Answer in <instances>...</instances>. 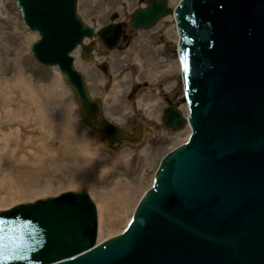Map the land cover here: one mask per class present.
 Instances as JSON below:
<instances>
[{
    "label": "water",
    "instance_id": "1",
    "mask_svg": "<svg viewBox=\"0 0 264 264\" xmlns=\"http://www.w3.org/2000/svg\"><path fill=\"white\" fill-rule=\"evenodd\" d=\"M102 63L101 0H0V264H108Z\"/></svg>",
    "mask_w": 264,
    "mask_h": 264
},
{
    "label": "flooded vegetation",
    "instance_id": "2",
    "mask_svg": "<svg viewBox=\"0 0 264 264\" xmlns=\"http://www.w3.org/2000/svg\"><path fill=\"white\" fill-rule=\"evenodd\" d=\"M93 46H94V45H93ZM93 46H92V48L90 49L89 54H91V52H92V50H93ZM99 66H100L102 69L105 70V63H103V64H99Z\"/></svg>",
    "mask_w": 264,
    "mask_h": 264
}]
</instances>
